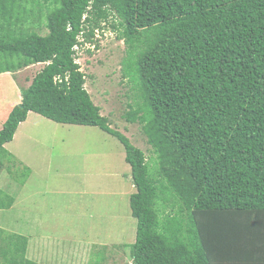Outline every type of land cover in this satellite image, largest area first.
Instances as JSON below:
<instances>
[{"label": "trees", "instance_id": "1", "mask_svg": "<svg viewBox=\"0 0 264 264\" xmlns=\"http://www.w3.org/2000/svg\"><path fill=\"white\" fill-rule=\"evenodd\" d=\"M114 17L144 101L127 121L141 124L159 154L157 181L145 152L102 115L78 63L75 47L98 48L96 30L116 29ZM35 64L45 65L0 128V153L30 112L98 127L121 142L131 166L132 264H217L227 241L243 251L240 264L263 258L264 0H0V75ZM1 240L9 264H40L26 236Z\"/></svg>", "mask_w": 264, "mask_h": 264}, {"label": "rangeland", "instance_id": "2", "mask_svg": "<svg viewBox=\"0 0 264 264\" xmlns=\"http://www.w3.org/2000/svg\"><path fill=\"white\" fill-rule=\"evenodd\" d=\"M114 20L117 28L103 22L100 46L79 55L78 63L102 115L145 152L157 181L162 178L159 154L148 144L141 124L127 121L131 108L139 109L144 101L130 68L136 56L130 57L121 39L122 20ZM46 21L36 26L41 35L48 33ZM44 65L0 75V128L21 102V89L30 86ZM5 150L0 153V206L12 198L15 202L11 208L0 207V240L12 234L29 237L28 257L40 264H132L129 250L120 245L136 241L137 220L130 206L136 189L117 138L98 127L59 124L32 112ZM162 201L155 209L165 221L169 215ZM7 263L0 252V264Z\"/></svg>", "mask_w": 264, "mask_h": 264}, {"label": "crops", "instance_id": "3", "mask_svg": "<svg viewBox=\"0 0 264 264\" xmlns=\"http://www.w3.org/2000/svg\"><path fill=\"white\" fill-rule=\"evenodd\" d=\"M36 65V64H35ZM31 66H33V65H31ZM30 67V66H29ZM28 68V67H27ZM26 69V68H25ZM8 74H12V73H6V74H4L3 76H5V75H8ZM13 74H15V73H13ZM18 85V84H17ZM31 85V84H30ZM22 90V89H21ZM20 95V96H19ZM19 95H17V97H19L20 98V100L22 101V93H21V91L19 92ZM30 113H32V112H30ZM30 115V114H29ZM29 117V116H28ZM8 118V117H7ZM28 120V119H27ZM26 122V121H25ZM24 122V123H25ZM54 122V121H53ZM4 124V123H3ZM2 124V125H3ZM23 124V123H22ZM21 124V125H22ZM20 125V126H21ZM15 138V137H14ZM134 185V184H133ZM134 189H136L135 188V186H134ZM2 206H6V208L8 207V208H11L13 205L11 204V202H10V204L9 205H1L0 207L1 208H3ZM27 237V236H26ZM227 237H229V239H232V240H234V238L235 237H233V236H227ZM233 237V238H232ZM28 238V254H29V246H30V238L29 237H27ZM229 242L230 241H227V245H223V246H221V247H219L218 249H216L217 250V256H216V258L218 259V263L217 264H240V262H239V260L237 259V256H238V254H242L243 253V251H241V249L240 250H237V248L235 247V246H231V243L229 244ZM121 247H123V248H126V249H128L129 250V248L128 247H125L124 245H120ZM252 253H254V254H256L257 256H259L262 252H263V258H261V260L259 261V260H255V262L253 263V264H264V250L262 249V252L261 251H259V249H254V251H251Z\"/></svg>", "mask_w": 264, "mask_h": 264}, {"label": "built area", "instance_id": "4", "mask_svg": "<svg viewBox=\"0 0 264 264\" xmlns=\"http://www.w3.org/2000/svg\"><path fill=\"white\" fill-rule=\"evenodd\" d=\"M98 37H100V30H99V29L96 30V36H95V38L97 39ZM79 40H80V41L84 40L83 35H80V36H79ZM93 47L95 48L94 45H92V44H90V43H87L86 46H85V49L80 50V47H79V46H76V47H75V50H77V51L79 50V51H78V52H79L78 54H79V55H82V54H84V53L86 52V50H88V49H92ZM94 48H93V49H94Z\"/></svg>", "mask_w": 264, "mask_h": 264}, {"label": "clouds", "instance_id": "5", "mask_svg": "<svg viewBox=\"0 0 264 264\" xmlns=\"http://www.w3.org/2000/svg\"><path fill=\"white\" fill-rule=\"evenodd\" d=\"M100 30V29H99Z\"/></svg>", "mask_w": 264, "mask_h": 264}]
</instances>
